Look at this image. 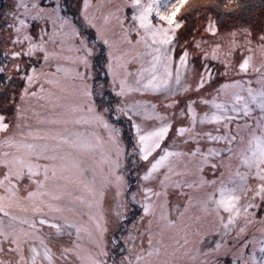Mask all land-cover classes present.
Segmentation results:
<instances>
[{
	"label": "snow or ice",
	"instance_id": "1",
	"mask_svg": "<svg viewBox=\"0 0 264 264\" xmlns=\"http://www.w3.org/2000/svg\"><path fill=\"white\" fill-rule=\"evenodd\" d=\"M168 2L170 0H166L163 4L165 10H162L160 0H150L147 4L142 0H131L130 7L134 10L131 19L137 24L136 35L139 36L137 43L145 45L149 50L146 55L150 59L148 67L141 64L136 73L128 71L126 64L119 65L124 68V76L119 80L116 96L125 97L130 93L143 95L147 92L170 95L173 83L181 85L180 69L186 66L188 53L184 52L179 57V67L175 69L171 54L175 48L172 42L176 29L181 27L176 16L186 0H178L170 11L167 10ZM12 11L10 27L15 32L13 42L20 43L21 37L29 41L28 54L39 49L44 53L45 61L49 55H58L48 53L44 47L49 24L52 26V37L79 35L72 22L61 16L55 7L48 10L43 0H39V3L37 0H14ZM153 15L161 23L154 24ZM66 28L70 31H65ZM36 29L41 35L34 37L32 32ZM139 29L144 30L143 36H140ZM207 30L215 34L214 22L208 25ZM245 34L250 38L248 44H252V33L245 30ZM258 40V47L264 49V33ZM52 42L56 43L55 40ZM60 43L62 46L63 42ZM80 43L83 45L84 41L81 39ZM104 43L108 44V41L105 39ZM85 52L86 56L91 55L87 48ZM19 55L14 53V56ZM86 56L77 59L88 69L90 65ZM110 59L118 63L121 57L113 58L110 54ZM252 59L251 55L247 56L240 63L239 71L247 74L251 68L256 75L243 82L225 84L217 90V97L211 102L202 101L206 105L210 103L214 109L211 115L205 113L198 116L193 105H187V113H180L181 117H189L187 124H175L171 116L156 112L155 103L137 100L120 103L113 109L111 103H104L103 93L97 99L93 98L97 94L88 84L90 77L80 71H76L74 79L79 78L81 84L79 87L74 85L72 93L61 85L59 79L47 80L65 94L58 96L49 93L47 103L52 111L43 118L39 113H34L38 126L24 125L22 128L17 124L16 127L22 130L14 132L5 122V117L0 115V264H107L102 259L108 255L103 247V236L107 229L97 222L94 231L82 220L76 222L75 218L82 215V208L91 210L98 204V196H103L104 189L111 186L113 178L117 183L118 195L123 186L125 178L119 169L125 152L118 129L106 118L112 111L116 112L118 118L126 116L132 121L135 154L138 161L147 162V170L141 179L156 182L160 189H143L145 202L141 207L144 216H156L153 197L158 200L163 196L161 207H167L170 188L179 189L184 195L185 187L191 189L207 185L213 191L208 193L204 209L209 211L208 205L213 206L209 214H215L223 229L222 234L216 233L223 242L217 241L208 251L201 252L197 248L195 254H191L192 250L187 247L190 243L187 233L174 239L171 245L165 242V228L174 227L176 222L161 214L160 219L165 221L163 226L154 227V220H148L137 237L129 235V241L134 242L138 238L141 243L139 248L133 249L136 253L134 260L125 258L127 264H181L184 257L188 258L189 264H196L200 256L205 259L200 260L199 264H219L218 259H211L210 256L211 253L219 255L222 248L228 249L224 254L232 257L231 264H264V229L259 230V237L253 235L251 239L245 238L248 225L256 219V213L251 209L260 207L255 201L259 199L264 202V65L253 66ZM108 68L115 85L117 76L111 63ZM61 71L60 67L56 68L57 73ZM133 75L136 79L134 83H129L128 77ZM206 76L207 69L200 75L195 91L204 87ZM26 79L31 84L34 77L27 76ZM229 89L237 91L231 93L230 99L217 102L220 93L227 96ZM192 90L185 88V91ZM32 96L37 94L33 92ZM136 116L159 123L153 124L151 130H145L135 122ZM206 124L214 127L206 130L203 127ZM100 127L108 133L106 140L96 130ZM166 140L172 147L165 144ZM202 140L214 146L204 151L200 147ZM197 156L201 158V173L205 167H210L213 175L218 168L230 171L234 160L237 161L236 170L227 181L223 178L224 172L220 173L218 179L210 181L201 175L199 184L175 179L183 174L176 171L174 161ZM25 179L28 183L22 185L21 181ZM249 180H254L255 185L249 184ZM132 199L136 200V196L133 195ZM187 203H192L191 197ZM117 215L122 214L118 212ZM179 215L183 216L184 213ZM88 216L91 221L93 217L90 211ZM258 222L264 224V217ZM45 226L50 230L47 233L44 232ZM95 232L99 233V237ZM65 235L68 237L67 245L61 243L54 252L53 239L59 240ZM226 236H232L231 245L224 240ZM85 239L92 247L85 246L82 242ZM181 249L184 250L182 253ZM161 256L165 259L161 260Z\"/></svg>",
	"mask_w": 264,
	"mask_h": 264
},
{
	"label": "rangeland",
	"instance_id": "2",
	"mask_svg": "<svg viewBox=\"0 0 264 264\" xmlns=\"http://www.w3.org/2000/svg\"><path fill=\"white\" fill-rule=\"evenodd\" d=\"M37 2L39 3V0ZM149 2L150 0H142L144 4ZM165 2L166 0H160L162 10H165L163 8ZM177 2L178 0H170L167 10L170 11ZM43 4L48 10L55 7L61 16L72 22L79 34L77 36L61 34L52 37V26L49 24L47 27L48 36L44 37V47L48 53H57L58 55H49L47 61L44 59V53L39 49L28 54L30 42L23 40L22 37L20 43L13 42L15 32L10 25L14 0H0V69H2L0 71L2 78L0 90H4L0 93V115L5 117V122L14 132L21 131L24 125L38 126L34 113H39L43 118L52 111L47 103L50 92L58 96L65 94L47 83V80L59 79L61 85L69 93H72L73 86L79 87L81 84L79 78L74 79L76 71L86 72L90 77L88 84L97 94L93 98L97 99L103 93L104 103H111L113 109L120 103H133L137 100L155 103L157 105L156 112L171 116L175 124L181 122L187 124L189 117L187 115L180 116L182 111L187 113V105L192 104L198 116L203 113L211 115L214 109L211 108L210 103L206 105L202 101L211 102L213 98L217 97V90L225 84L243 82L256 75L251 71V68L247 74L239 71L240 63L247 56L253 57L251 65L256 67L264 65V49L258 47L260 43L258 37L264 33V0H186L176 16V21L181 23V27L176 29L175 39L172 42L175 48L171 54L175 69L179 67V57L184 52L188 53L187 64L180 69L181 85L176 86L173 83V91L170 95L147 92L143 95L130 93L125 97H119L115 95V92L119 90V80L124 76V68L119 65L126 64L128 71L136 73L141 64L148 67L150 59L146 55L149 50L145 48V45L137 43L139 36L136 35L137 24L131 19L134 11L130 7L131 0H87V5L85 0H43ZM244 4L248 5L247 11L243 9ZM218 6H220L221 12L216 10ZM231 14L233 16H230ZM121 20H123V25H121ZM152 21L154 24L161 23L154 15ZM213 22L215 25L214 35L207 30L208 25ZM245 30L252 33V44H248L247 41L250 38L245 34ZM65 31L70 30L66 28ZM139 32L140 36L144 35L143 29H139ZM32 35L37 37L41 33L39 29H36ZM81 39L84 41L83 45L80 43ZM105 39L108 44L104 43ZM53 40L56 43H53ZM61 41L63 42L62 46ZM168 47H172V45ZM85 48L91 51L90 56H86ZM76 49H80V51H76ZM14 53L20 55L14 56ZM110 54L113 58L121 57V59L117 63L115 59H110ZM85 56L90 65L88 69H85L77 59V57ZM109 63L112 64V69L117 76L115 85L108 68ZM57 67H60L62 71L57 73ZM205 69H207L208 76L205 77L204 87L195 91L199 77L204 74ZM27 76L34 77L31 84L26 79ZM135 79V75L128 77L129 83H134ZM185 88L193 90L185 91ZM233 91L237 90L229 89L227 96L220 93L217 102L230 99ZM33 92L37 96H32ZM41 96L45 99H39ZM18 117L23 118L18 119ZM106 118L109 119V123L113 127L118 129L119 140L125 152L119 173L124 176L125 180L118 195L117 183L113 178L111 186L104 189L103 196H98V204L94 205L91 210L82 208V215L75 218L76 222L82 220L94 231L97 222L107 229L103 236V247L108 255L102 259L106 260L107 264H122V262L127 264L126 257L134 260L136 253L133 249L139 248L141 242L138 238L134 242L129 241V235L137 237L138 232L143 231L148 220H154V227L156 225L163 226L165 221L160 219L161 214L176 222L174 227L164 230L165 242L169 245L174 242V239H179L187 233L190 241L187 247L192 250L191 254H195V249L199 248L201 252L208 251L215 246L217 241H221L220 235L218 240L215 235L212 236L217 232L223 233L218 218L214 213L209 214L213 206L208 205L209 211L204 209L208 193L213 191L207 185L191 189L185 187L184 195L179 189L170 188L167 207H161L164 203L163 196L158 200L153 197L156 204L153 211L156 216L155 218L144 216L141 207L145 202L143 189L151 187L159 191V186L152 180L141 179L147 170V162L138 161V156L135 154L133 147L135 129L132 127V121L126 116L118 118L115 111L107 114ZM134 120L145 130H151L153 124L159 123L154 120H145L143 116H136ZM17 124L22 128H17ZM39 127L44 126L39 125ZM213 127L214 125L206 124L204 129L211 130ZM96 130L105 140L107 139L106 130L102 127ZM165 144L172 147L168 140L165 141ZM213 146L212 143L205 140H202L200 144L204 151ZM215 162L218 163V161ZM236 163L237 161L234 160L230 171L218 168L216 174L213 175L210 167H205L203 172H200L201 158L199 156L191 159L184 157L182 160L174 161L173 166L176 171L183 174L182 177L174 178L182 179L185 183L196 182L199 184L201 175L205 180L210 181L218 179L220 173L224 172L223 178L227 181L229 175L235 172ZM134 179L137 181L132 186L134 189L127 192L128 184H132ZM26 183H28L27 179L21 181L22 185ZM248 183L255 185L256 182L249 180ZM133 195L136 196V200L132 199ZM189 197L192 199L190 205L187 203ZM255 203L260 207L251 209L256 213V219L248 225L246 239H251L253 235L259 237V230L264 229V224L258 222L261 217H264V202L257 199ZM89 211L93 217L91 221H89ZM118 212L122 215L118 216ZM181 212L184 213L183 216L179 215ZM141 217H143V222H141ZM174 217L178 218L174 219ZM197 218H199L198 221ZM133 225L136 226L135 229ZM49 231L45 226L44 232ZM95 235L99 237L98 232H95ZM224 240L229 245L232 244V236H226ZM82 242L85 246L92 247L88 245L86 239ZM61 243L67 245L68 237L66 235L59 240L53 239L54 252L57 251ZM144 246H147L146 241ZM169 251L172 249L169 248ZM183 251L181 249V253ZM227 251V248H222L219 255L211 253L210 258L218 259L219 264H231L232 257L224 254ZM232 251L235 252V249ZM181 253L177 254L181 255ZM5 258L7 259V257ZM160 259L163 260L165 257L161 256ZM203 259L205 257H198L196 264H199V261ZM181 264H189L188 258L184 257Z\"/></svg>",
	"mask_w": 264,
	"mask_h": 264
},
{
	"label": "trees",
	"instance_id": "3",
	"mask_svg": "<svg viewBox=\"0 0 264 264\" xmlns=\"http://www.w3.org/2000/svg\"><path fill=\"white\" fill-rule=\"evenodd\" d=\"M253 8V7H252ZM245 11H247L248 10V5H245L244 4V8H243ZM249 9H250V7H249ZM215 10V9H214ZM216 10L217 11H220L221 12V9H220V6H218L217 8H216ZM230 16H233L232 14L230 15ZM30 71V70H29ZM1 77H0V81H1ZM1 91L2 90H0V93H1ZM2 92H4V90L2 91ZM204 115V113L203 114H200V116H203ZM205 126V125H204ZM203 126V127H204ZM137 183V181L134 179V181L132 182V184H128V189H127V192H131L130 190H133L134 188L132 187L133 185H135ZM139 207V206H138ZM170 218H172L173 219V217H170ZM178 218V217H177ZM176 217H174V219H177ZM216 236V240H218V236L219 235H217V234H212V236ZM178 255V254H177Z\"/></svg>",
	"mask_w": 264,
	"mask_h": 264
}]
</instances>
